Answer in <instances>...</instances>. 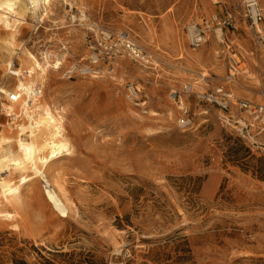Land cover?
Returning a JSON list of instances; mask_svg holds the SVG:
<instances>
[{"label":"rangeland","instance_id":"1","mask_svg":"<svg viewBox=\"0 0 264 264\" xmlns=\"http://www.w3.org/2000/svg\"><path fill=\"white\" fill-rule=\"evenodd\" d=\"M258 4L256 28L243 0H51L0 26V89L14 94L9 69L27 54L61 62L37 99L62 116L73 149L44 170L66 217L39 178L0 203L12 215L0 217V264H264V131L236 105L264 106ZM98 31L124 33L146 60ZM217 88L232 95L226 108L200 98ZM7 102L0 92L3 132Z\"/></svg>","mask_w":264,"mask_h":264},{"label":"bare ground","instance_id":"2","mask_svg":"<svg viewBox=\"0 0 264 264\" xmlns=\"http://www.w3.org/2000/svg\"><path fill=\"white\" fill-rule=\"evenodd\" d=\"M50 1L0 0V26L12 28L23 21L26 10L37 15L39 10L48 8ZM60 65L58 60L50 63L47 56L40 63L35 56L27 54L25 69H9L15 80L14 94L0 89L9 101L2 104L1 109L8 118V131H0V173L18 175L15 181L0 177V203L17 201L20 189L39 178L47 202L60 217H66L67 207L56 193L58 184L52 185L44 170L62 157L71 155L73 149L64 134L62 116L38 102L41 90L40 84H36L47 68L59 69ZM0 217L8 219L12 215L0 209Z\"/></svg>","mask_w":264,"mask_h":264},{"label":"built area","instance_id":"3","mask_svg":"<svg viewBox=\"0 0 264 264\" xmlns=\"http://www.w3.org/2000/svg\"><path fill=\"white\" fill-rule=\"evenodd\" d=\"M243 17L246 19L250 28H256L263 21V11L258 4V0H243ZM215 21V18L211 20ZM264 30V29H263ZM189 43L192 48H197L203 42V31L199 29L197 25H190L187 27ZM122 43L123 49L133 58L138 60H146V55L139 49L138 46L129 41L124 33L111 37L110 34L98 31V43ZM229 76L234 77V68L231 67ZM36 90H34L35 92ZM128 97L132 100L138 99V90L130 85L128 88ZM200 98L215 103L222 108H226L228 103L231 102L232 95L225 92L223 88H217L212 94L200 95ZM16 100V99H15ZM237 107L244 112L249 113L258 122L257 133L264 131V106L250 105L246 101H236ZM247 127H241V133H243ZM246 135L250 138L255 137L253 134L245 130Z\"/></svg>","mask_w":264,"mask_h":264}]
</instances>
